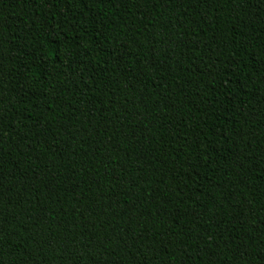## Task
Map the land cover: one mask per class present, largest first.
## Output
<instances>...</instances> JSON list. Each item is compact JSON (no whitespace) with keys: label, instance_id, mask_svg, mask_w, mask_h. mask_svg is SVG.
Here are the masks:
<instances>
[{"label":"trees","instance_id":"obj_1","mask_svg":"<svg viewBox=\"0 0 264 264\" xmlns=\"http://www.w3.org/2000/svg\"><path fill=\"white\" fill-rule=\"evenodd\" d=\"M0 264H264V0H0Z\"/></svg>","mask_w":264,"mask_h":264}]
</instances>
